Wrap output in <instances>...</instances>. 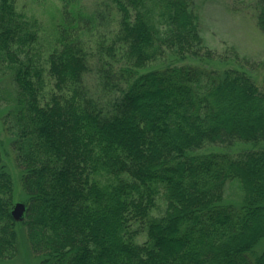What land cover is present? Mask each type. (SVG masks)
Returning a JSON list of instances; mask_svg holds the SVG:
<instances>
[{
  "label": "trees",
  "instance_id": "16d2710c",
  "mask_svg": "<svg viewBox=\"0 0 264 264\" xmlns=\"http://www.w3.org/2000/svg\"><path fill=\"white\" fill-rule=\"evenodd\" d=\"M113 2L118 24L106 33L99 11L63 0L44 101L45 68L29 52L37 29L15 0H0V70L10 71L16 103L6 118L27 195L16 220L0 150V257L17 253L22 225L40 264H264V148L193 152L263 142L264 89L238 67L141 71L166 50L212 56L196 0ZM255 9L264 32V0ZM93 59L118 92L107 110L85 84ZM236 177L239 206L225 200ZM159 195L165 208L155 214Z\"/></svg>",
  "mask_w": 264,
  "mask_h": 264
},
{
  "label": "rangeland",
  "instance_id": "374dc122",
  "mask_svg": "<svg viewBox=\"0 0 264 264\" xmlns=\"http://www.w3.org/2000/svg\"><path fill=\"white\" fill-rule=\"evenodd\" d=\"M73 2V1H72ZM16 8L37 29V39L29 49L31 56L44 65L43 93L44 101L49 98L53 81L48 74L47 58L56 46L57 23L61 18L63 0H15ZM78 7L88 12L99 11L102 23L98 30L110 32L117 27L118 13L113 0H75ZM256 0H196V9L200 15L201 32L206 45L213 51L212 56L181 57L171 50H166L163 57L152 61L141 71L161 68L168 64H201L211 68L238 67L249 72L264 89V32L257 23ZM100 22V20H99ZM97 51L93 48V51ZM96 59L91 62V69L85 76V84L89 93L107 110L111 108L118 92L106 89L96 67ZM15 90L8 70H0V150L6 168L12 175L15 188V203L26 202L27 195L22 187V171L15 160V152L11 142L14 138L7 117L15 107ZM9 121V123H7ZM264 148V141L258 144L238 141L231 146L221 143H209L196 149L195 153L211 151H229L236 155L242 151ZM244 190L240 178H232L225 186V200L237 206L243 201ZM159 207L154 210L160 214L165 208L162 195L158 197ZM21 221V220H19ZM146 239L145 235L140 240ZM264 248V239L256 246ZM41 253L32 248L25 229L21 225L18 230V251L12 257H0V264H40Z\"/></svg>",
  "mask_w": 264,
  "mask_h": 264
},
{
  "label": "water",
  "instance_id": "95a60500",
  "mask_svg": "<svg viewBox=\"0 0 264 264\" xmlns=\"http://www.w3.org/2000/svg\"><path fill=\"white\" fill-rule=\"evenodd\" d=\"M26 203L22 201H18L14 204L12 214L16 220H22L26 211Z\"/></svg>",
  "mask_w": 264,
  "mask_h": 264
}]
</instances>
